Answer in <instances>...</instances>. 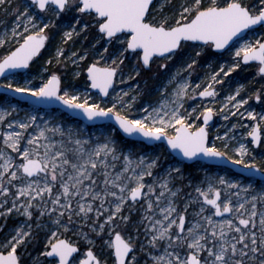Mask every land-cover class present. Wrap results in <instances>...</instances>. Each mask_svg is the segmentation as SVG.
<instances>
[{
  "label": "snow or ice",
  "instance_id": "obj_1",
  "mask_svg": "<svg viewBox=\"0 0 264 264\" xmlns=\"http://www.w3.org/2000/svg\"><path fill=\"white\" fill-rule=\"evenodd\" d=\"M0 9L15 17L0 33V233L9 216L24 218L0 238V264H23L22 253L41 232L39 257L46 264H108L94 250L97 240L112 264H140L137 244L144 264H264V159L258 163L253 154L264 144V111L249 103L264 105V86L242 96L241 84L215 106L217 86L242 64L256 62L264 78V32L255 31L264 29V0H24L22 6L0 0ZM90 29L96 32L94 58L81 69L88 51L66 55L63 45L81 35L87 39ZM57 33L60 44L46 62L53 66L44 69L48 75L38 86L16 83V70L29 69ZM208 52L218 58L228 53L231 60L192 82ZM69 62L77 69L73 79L84 74L95 99L65 84L56 68ZM153 65L156 74H166L159 100L134 111L141 93L130 94L131 87L117 92L116 85ZM11 93L33 105L20 119L13 118L21 109ZM55 103L73 117L114 121L127 137L159 142L181 158L157 171L159 156L125 151L115 140L116 128L103 142L94 141L79 127L46 119L36 107ZM216 116L237 123L210 138ZM238 128L248 129L250 139L238 138ZM186 162L198 165L202 178L194 182ZM205 162L238 166L241 178L210 175ZM39 257L33 264H42Z\"/></svg>",
  "mask_w": 264,
  "mask_h": 264
},
{
  "label": "rangeland",
  "instance_id": "obj_2",
  "mask_svg": "<svg viewBox=\"0 0 264 264\" xmlns=\"http://www.w3.org/2000/svg\"><path fill=\"white\" fill-rule=\"evenodd\" d=\"M24 0H13V6L23 5ZM246 3L249 4H255L257 0H245ZM173 3H178V0H173ZM165 12L170 11L168 7L164 9ZM15 17L11 13L5 14L3 9H0V33H3L5 30H8L12 27L13 21ZM67 20V18H66ZM91 30V29H90ZM86 34L87 39H85L84 35H81L80 37L74 38V41H70L67 45H63L66 49V55L70 54L71 51H78L83 52L85 50L88 51V59L93 57V52L91 45L95 42L96 32L94 29ZM256 33L264 32V29H256ZM248 38H252L251 33H248ZM60 44V34L57 33L55 38L50 41L46 47V49L41 53L40 57H38L31 65L30 68L26 71V73H16L15 75V82L24 84L25 80H32L34 85H39L42 82V78L46 77L48 75L47 72L44 71V69L47 67L49 69H52V65H48L46 62L47 60L52 57L55 53L56 46ZM238 46V45H237ZM3 49H0V54H3ZM234 51V48L232 49ZM231 60V56L228 53H225L222 58H218L217 56H214L212 53L208 52L204 56L199 58V64L195 67V69L192 72L191 80L192 82H199L201 79L205 77V74L207 72L212 71L214 68L217 67L218 64H223L226 62H229ZM132 61H126V67L124 68V72L128 73L130 71ZM211 65V67H209ZM83 63L81 64V69L84 67ZM60 68V69H59ZM56 70L62 74L64 82L66 85L74 86L79 91H89L90 94L95 99L98 96V93L94 92L92 89H86L85 87V78L83 74L79 79H73V72L77 70L70 62L67 64V66H59L56 68ZM175 67L170 65V71H175ZM258 67H255V65H241L239 69H237L235 72L231 74L230 77L226 78V82L222 86H217L220 95L216 98V107H219V104L221 101H223L224 97L228 95L230 92L234 91L239 85H244L246 91L242 92V96L250 95L255 90L261 88L264 86V78H261L258 74ZM184 75H187L186 73ZM126 78V77H125ZM4 80L2 81V83ZM166 82V74L160 73L156 74V67L153 65V69L151 72H142L139 77L136 78V80L128 81V83L125 84H119L116 85V91L120 92L121 90H128L130 87L133 89V91L130 93L132 95H135L137 92H140L141 95L138 96L137 103L134 105V111L139 110V108L142 105L145 104H155L159 100V94L157 92V89ZM138 85V88H137ZM171 90V87L169 88V91ZM111 97L103 98V102H108ZM12 103L16 104L18 103L19 109L21 111L18 115L14 114L13 118L20 119L24 116L26 111H31L33 108V105L27 103H22L18 100H14L13 98L9 97ZM208 101H205L207 103ZM200 103L199 100L196 101H188L186 104V107L189 105H194ZM250 105L256 109L257 112L264 111V105L256 104L254 100L249 102ZM0 107H3V95L0 94ZM247 107V106H246ZM40 114L44 115L46 119H51L53 123H60L64 127H79L82 129V131L89 136H92L93 140L95 141L96 138H99L100 142H103L104 136L111 134V128H115L110 124H103L98 126H87L83 122H80L76 119L70 118L68 115L63 113L61 110H43L40 108ZM11 119V118H10ZM244 123L250 124V121H243ZM232 123H237L236 118H231L230 121H224L221 116L214 117V121L209 129L210 138H214V136L217 134V130H219V134L223 135L225 128L222 126H230ZM2 126H0V131H3ZM248 129L244 128H238L235 132V135L239 138L242 134H245L246 141L250 138L246 137V132ZM115 140L118 144V146L124 147L125 151L131 150L137 155H147L150 157L159 156L160 158V165L161 168L157 169V171H162L163 169L169 167V165L173 164L176 158L169 149L164 144H155L151 146H146L144 143L141 142H134L128 138H124L119 130L116 128V132L114 134ZM262 138H264V133H262ZM234 143V142H233ZM217 144L219 145L220 142L217 141ZM249 147L251 148L252 145L249 144ZM256 158L257 162L259 163L262 159H264V144L261 145L260 148H257L254 150L253 153ZM198 165L194 164H187L185 167V172L191 174L193 181L196 182L200 178H202L204 172L203 171H197ZM205 169L210 175H225L228 178L232 179H238L241 178L239 174L234 173L231 169L226 167H217V166H210L208 164L204 165ZM242 182H247L246 180H242ZM185 191H190V189H185ZM182 206V205H181ZM192 209H189L191 211ZM258 206V211H259ZM24 218L21 216H9L6 227L4 229V233H0V238L10 231L11 229L15 228L20 221H22ZM133 219H136L134 217ZM5 223L4 220L0 219V225H3ZM129 232H132V228L130 227L128 229ZM134 234V233H133ZM71 235V234H69ZM43 232H41L37 240L34 241L32 244H30L27 248V251L23 252V264H33V258L39 257V253L43 250ZM75 239V237H73ZM141 241L144 240L143 235L139 238ZM97 247L94 249L102 259H107L108 264H112V259L108 255L107 249H102L100 247V241H96ZM80 247L83 251L86 248V245L83 240L80 241ZM132 255V254H131ZM135 255L137 259L140 261V264H144L145 256L143 253L139 250V244L136 246ZM42 264H46L43 257H39Z\"/></svg>",
  "mask_w": 264,
  "mask_h": 264
},
{
  "label": "water",
  "instance_id": "obj_3",
  "mask_svg": "<svg viewBox=\"0 0 264 264\" xmlns=\"http://www.w3.org/2000/svg\"><path fill=\"white\" fill-rule=\"evenodd\" d=\"M256 29H260L259 27H257ZM255 29V30H256ZM46 47H47V45H46ZM46 47L44 48V49H42L41 50V53L46 49ZM40 53V54H41ZM38 57H40V55L38 56ZM37 57V58H38ZM37 58H35L34 59V61L37 59ZM251 64H256V62H252V63H250V64H248V65H251ZM30 68V67H29ZM28 69H19V70H16V73H26V71H27ZM4 80V78L3 77H0V83H2V81ZM94 92H96L97 93V91L96 90H93ZM0 94L1 95H4V90L3 89H0ZM8 96L9 97H11V98H13L14 100H18V101H20V102H22V103H25V104H27L28 102L27 101H25L23 98H21L20 96H19V94H15V93H11V94H8ZM29 99H34V98H29ZM105 99V98H104ZM30 104V103H29ZM32 105V104H31ZM36 107H39V108H41V109H43V110H58V111H62L63 113H65L66 115H68L70 118H73V119H76V120H78V121H80V122H83L84 124H86L87 126H90V127H93V126H98V125H103V124H110V125H112L113 127H115V128H117L118 129V126L117 125H115V122L114 121H99V120H97V121H87L86 120V118H83V117H73L72 115H70L66 110H63L61 107H60V105L58 104V103H55V104H50V105H41V106H36ZM214 121V120H213ZM213 121L212 122H210L211 123V125H212V123H213ZM119 130V129H118ZM119 132H120V134L124 137V138H128V139H130V140H132V141H134V142H136V141H138V142H140V138H138V137H127L125 134H123L120 130H119ZM159 142H157V143H155V144H158ZM146 146L148 145V146H151V145H155V144H147V143H144ZM166 146V145H165ZM170 150V149H169ZM171 151V150H170ZM172 153V152H171ZM176 158H178V159H180L181 157L178 155V154H176V153H172ZM187 164H190L191 165V162H186ZM205 164H208V165H210V166H217V167H226V168H229V169H231L234 173H237V174H239L240 175V168L238 167V166H235V165H231L230 163H224V164H220V163H214V162H205ZM131 255V254H130Z\"/></svg>",
  "mask_w": 264,
  "mask_h": 264
},
{
  "label": "trees",
  "instance_id": "obj_4",
  "mask_svg": "<svg viewBox=\"0 0 264 264\" xmlns=\"http://www.w3.org/2000/svg\"><path fill=\"white\" fill-rule=\"evenodd\" d=\"M91 30H92V29H91ZM91 30H90V31H91ZM55 36H56V35H55ZM90 61H91V58H89L88 61L84 62L83 65H85L87 62H90ZM59 69H60V68H59ZM58 71H59V70H58ZM83 76H84V78H86L84 74H83Z\"/></svg>",
  "mask_w": 264,
  "mask_h": 264
},
{
  "label": "flooded vegetation",
  "instance_id": "obj_5",
  "mask_svg": "<svg viewBox=\"0 0 264 264\" xmlns=\"http://www.w3.org/2000/svg\"><path fill=\"white\" fill-rule=\"evenodd\" d=\"M253 65H255V67H257V64H253Z\"/></svg>",
  "mask_w": 264,
  "mask_h": 264
}]
</instances>
